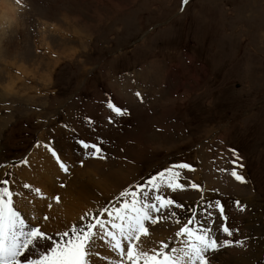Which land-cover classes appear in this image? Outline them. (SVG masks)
Wrapping results in <instances>:
<instances>
[{"label": "rangeland", "instance_id": "1", "mask_svg": "<svg viewBox=\"0 0 264 264\" xmlns=\"http://www.w3.org/2000/svg\"><path fill=\"white\" fill-rule=\"evenodd\" d=\"M9 1L15 14L0 26V180L18 194L13 206L56 237L183 161L198 170L176 171L182 189L162 184L149 193L183 207L147 223L146 251L161 242L183 247L187 237L176 232L196 215L218 243L233 242L211 253L209 264H264V0ZM131 79L144 104L131 95ZM114 102L128 115L111 114ZM91 123L96 130L86 129ZM76 134L103 148V164L79 167L70 181L98 193L86 203L71 184L50 178L57 168L47 145L75 155L68 137ZM229 148L242 159L246 183L229 180ZM216 202L225 205L231 236L219 229ZM98 250L97 264H105L109 249Z\"/></svg>", "mask_w": 264, "mask_h": 264}, {"label": "snow or ice", "instance_id": "2", "mask_svg": "<svg viewBox=\"0 0 264 264\" xmlns=\"http://www.w3.org/2000/svg\"><path fill=\"white\" fill-rule=\"evenodd\" d=\"M187 3L188 0H183V4ZM108 107L116 116L128 115L127 110L116 107L112 103H109ZM109 122H112L111 118ZM81 144L85 149H94L92 155L103 158L98 155L101 153L98 146L83 142ZM49 151L52 150L49 149ZM233 154L236 160L241 159L235 152ZM52 155L56 156V152L52 151ZM60 167L65 172L68 171L63 163ZM238 167L243 165L240 164ZM174 168L194 171L188 164L174 165L166 172L159 173L157 177L150 178L145 184L136 186L135 190L126 189L120 192L111 208L107 206L102 208L98 215L86 213L81 217L82 221L88 217L86 222L80 225L74 224L70 229L58 233L56 237L42 232L39 227L26 223L27 218L13 206V197L18 194L10 190L8 180H0L2 185L0 186V264H97L99 253L96 251V241L98 239L104 241L108 249L119 257L112 260L106 257L105 264H125L126 261L129 264H209L207 253L219 251L222 247L233 246V242L226 240L222 244L218 243L217 239L211 235V229L199 224L195 215L176 232L177 237H187L182 241L183 247L169 249L168 243L161 242L160 250L153 248L142 251L139 248L141 235H150L146 222L159 223L166 218L163 215L165 210H168L172 217H176V213L170 211L171 207H183L159 194L149 195L153 189L159 191L162 184H166L172 190L183 188L177 183L180 173L173 171ZM231 175L241 183L247 182L245 177L238 174L236 170H233ZM24 187L27 188L29 185ZM191 187L198 186L193 183ZM36 192L39 193L40 190L36 189ZM54 199L57 203L60 202L59 196ZM235 203L241 211L244 210L241 202ZM220 212L223 214L222 207ZM44 219L47 220L48 217ZM174 222L181 224L179 218H176ZM190 225L195 227H189ZM222 231L228 236L232 235L227 226H224Z\"/></svg>", "mask_w": 264, "mask_h": 264}, {"label": "bare ground", "instance_id": "3", "mask_svg": "<svg viewBox=\"0 0 264 264\" xmlns=\"http://www.w3.org/2000/svg\"><path fill=\"white\" fill-rule=\"evenodd\" d=\"M14 14H15V11H14V6L12 5V3L9 1V0H5L4 2H3V4H0V26H2V24H5L6 22H10L12 19H13V16H14ZM4 22V23H3ZM97 162V161H96ZM93 165H94V169H99L100 168V164L99 163H93ZM101 170V169H100ZM80 172V171H79ZM84 173H86V171L84 172ZM95 174H96V172H94ZM89 174V173H88ZM87 175V174H86ZM90 176V175H89ZM76 177V176H75ZM95 178L96 177H100V179H102L103 180V178L99 175V174H97V176H94ZM46 178V177H45ZM90 179V178H89ZM77 183V182H76ZM78 184V183H77ZM72 190H75L76 191V200H83L85 203H86V201H89V200H91V199H93V198H95V197H97L98 195H96V194H98V193H92L90 190H93V189H87V188H89L90 186H92L90 183H86V182H82V183H79V186L78 187H76L75 185V182H72ZM98 186L100 187V189H98V191L100 192V194H104V191H105V184H104V182H101V184L99 185L98 184ZM90 188H92V187H90ZM95 189H96V187H95ZM94 189V190H95ZM97 191V192H98ZM107 192V191H106ZM22 194V193H21ZM105 196H106V193L104 194ZM98 199V198H97ZM97 199H95L94 200V203L97 205V203L100 201V200H97ZM50 202H48V204H49ZM99 204V203H98ZM15 208V207H14ZM48 209V208H47ZM71 210H73L72 208H70L69 209V211H71ZM68 211V212H69ZM67 212V211H66ZM55 213H56V211L55 210H51V212H50V214L51 215H55ZM23 214V213H22ZM23 216V215H22ZM52 216V217H53ZM27 220V219H26ZM63 220V219H62ZM29 222V221H28ZM58 222H60V220H58ZM27 223V222H26ZM57 226H58V224H57ZM146 236H142L141 237V239H140V244H141V248H140V250H142V251H146L147 250V248L145 247V245H146ZM102 242V241H101ZM181 248V247H180ZM115 257H117L115 254H113L112 252H110L109 251V254L107 255V258L109 259V260H112V259H116ZM117 259H119V257H117Z\"/></svg>", "mask_w": 264, "mask_h": 264}, {"label": "crops", "instance_id": "4", "mask_svg": "<svg viewBox=\"0 0 264 264\" xmlns=\"http://www.w3.org/2000/svg\"><path fill=\"white\" fill-rule=\"evenodd\" d=\"M81 140V139H80ZM57 146L56 145H54V146H52V145H48V147H47V151H49V149H51V150H55L56 149V156H58L59 158H61V159H63L64 161H65V163L67 164V169H68V171L67 172H65V171H61V170H59L57 167H55V168H57V169H54L55 170V173L53 174V176H51L50 175V178L52 177V178H54V184L53 185H57L58 187H59V185L61 184V185H63V187H65V189L67 188V187H69V184H72V182L73 181H75V179H77L78 177H75V175L74 174H76V172H77V170H80L79 169V167H77L76 169H74L73 170V166H72V163H71V161H73V163H74V160H77V162H76V165H77V163L78 162H80L81 161V159H77L76 157H75V155L73 154V152L72 153H70V155L69 154H67L68 156H65V153H68V152H63V151H61L58 147L56 148ZM75 148V147H74ZM51 158V162L53 163V165H51V166H56L55 165V163H54V161H53V159H52V157H51V155L49 154V152H48V158ZM92 161H98V162H101L102 164H103V159H100L99 158V160L97 159V160H86L85 162H84V166L82 167V169L89 163V162H92ZM101 164V165H102ZM50 167V166H49ZM81 169V170H82ZM53 170V169H52ZM52 170H50V173L52 172ZM43 173H45V172H43ZM49 173V172H48ZM73 175H74V177H73ZM59 178V179H58ZM73 178V181L72 182H70L71 181V179ZM60 180V182L58 183V181ZM64 180V181H63ZM65 181H66V183H67V185H65ZM54 186V187H55ZM30 187H36V186H32V184H30ZM42 189V188H41ZM43 190V189H42ZM41 194H42V192H40ZM56 195V194H55ZM54 195V196H55ZM58 195V194H57ZM43 197H47V194H46V196H42V199L43 200H45L46 198H43ZM53 199V198H52ZM43 200H41V201H43ZM61 200V199H60ZM39 199H34V201H33V203H36V204H38V203H40L41 202ZM54 203V202H53ZM55 204H59V203H55ZM29 208H31V211H32V216H34L35 218H37L38 216H40L41 214H39V211H37V206H34V207H29ZM40 209V207L38 206V210ZM24 213H25V211H24ZM23 216H24V214H23ZM32 216H31V219H32ZM24 217H26V216H24ZM27 218V220L29 221V224L30 223H33V221L35 222V223H33V224H35V225H38V223H37V221H35L34 219H32V220H30V217L29 216H27L26 217Z\"/></svg>", "mask_w": 264, "mask_h": 264}]
</instances>
